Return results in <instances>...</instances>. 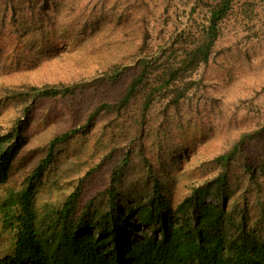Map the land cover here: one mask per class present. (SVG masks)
<instances>
[{"label": "rangeland", "instance_id": "rangeland-1", "mask_svg": "<svg viewBox=\"0 0 264 264\" xmlns=\"http://www.w3.org/2000/svg\"><path fill=\"white\" fill-rule=\"evenodd\" d=\"M213 2L0 0V130L8 132L23 116L25 106L32 105L20 95L29 88L63 83H82L86 87L73 98L35 103L28 118L29 143L14 164L9 184L0 191V202L11 190H20L25 177L46 157L55 137L83 126L102 101L116 102L122 97L135 72L130 67L136 58L166 53L183 31L197 32L205 21L206 6ZM222 29L216 50L220 55L211 63L205 79L207 105L198 109L196 102L184 101L179 109L170 110L164 125L160 123L159 110L154 109L143 136L136 138L146 144L157 171H161L157 161L161 142L168 154H174L175 163L168 156L165 165L174 179L176 203L207 178L210 171L204 166L222 153L233 136L260 124L264 118V3L236 0ZM115 66L126 68L125 76L115 86L102 85L94 95L93 80ZM244 101L252 104L243 105ZM136 108L124 118L102 115L87 135H77L58 148L57 162L39 187L40 208L59 205L113 150L115 160L123 157L138 129ZM252 109L254 112L249 113ZM141 168L135 151L132 166L126 167L127 173L134 171L138 180L135 187L128 189L130 194L148 191V179L138 175L139 171L143 173ZM109 169L107 161L99 170L100 178L90 185L92 190L101 192L109 184ZM215 172L211 170V174ZM129 177L131 180L132 175ZM241 193L236 191L231 202L243 201ZM250 214L256 217L258 209L252 208ZM13 245V233L0 214V259L13 254Z\"/></svg>", "mask_w": 264, "mask_h": 264}, {"label": "trees", "instance_id": "trees-1", "mask_svg": "<svg viewBox=\"0 0 264 264\" xmlns=\"http://www.w3.org/2000/svg\"><path fill=\"white\" fill-rule=\"evenodd\" d=\"M235 3L214 0L206 6L205 21L197 32L183 31L166 53L136 58L130 67L135 72L119 100L102 101L83 126L50 142L46 157L25 177L20 190H11L0 202V214L14 236L13 254L0 259V264H264V118L233 136L222 153L206 163L204 169L210 174L180 203L173 198L174 179L165 165L168 156L175 163L174 154H168L161 142L157 157L161 171H157L146 144L136 139L143 136L154 109L164 125L170 110L179 109L184 101L196 102L198 109L207 105L205 79L220 55L216 50L222 25ZM126 72L115 66L95 78L94 95L102 85L115 86ZM85 89L82 83H63L31 87L20 94L32 105L25 106L8 132L0 130V191L9 184L14 164L29 143L28 118L35 103L66 100ZM134 106L138 129L123 157L115 160L113 150L59 205L40 208L39 187L57 162L58 148L77 135H87L102 115L124 118ZM133 151L142 166L138 175L148 179L146 194L127 192L138 181L134 171L131 180L126 171L133 164ZM107 161L109 184L95 192L90 185L100 178L99 170ZM238 190L244 200L231 202ZM252 208L259 215L252 217Z\"/></svg>", "mask_w": 264, "mask_h": 264}]
</instances>
